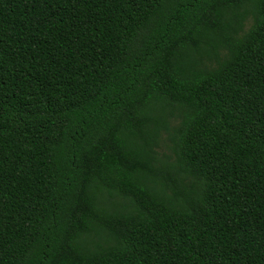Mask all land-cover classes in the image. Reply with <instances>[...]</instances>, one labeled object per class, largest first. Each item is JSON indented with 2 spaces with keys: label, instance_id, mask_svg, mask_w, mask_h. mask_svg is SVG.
<instances>
[{
  "label": "trees",
  "instance_id": "16d2710c",
  "mask_svg": "<svg viewBox=\"0 0 264 264\" xmlns=\"http://www.w3.org/2000/svg\"><path fill=\"white\" fill-rule=\"evenodd\" d=\"M0 264H264V0H0Z\"/></svg>",
  "mask_w": 264,
  "mask_h": 264
},
{
  "label": "rangeland",
  "instance_id": "374dc122",
  "mask_svg": "<svg viewBox=\"0 0 264 264\" xmlns=\"http://www.w3.org/2000/svg\"><path fill=\"white\" fill-rule=\"evenodd\" d=\"M162 152L169 153V152H168V149H167V148H165V147L162 149Z\"/></svg>",
  "mask_w": 264,
  "mask_h": 264
}]
</instances>
